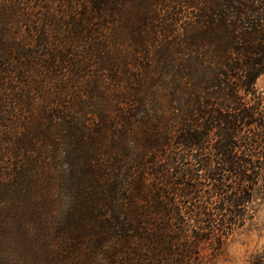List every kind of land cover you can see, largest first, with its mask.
<instances>
[{
    "label": "trees",
    "instance_id": "trees-1",
    "mask_svg": "<svg viewBox=\"0 0 264 264\" xmlns=\"http://www.w3.org/2000/svg\"><path fill=\"white\" fill-rule=\"evenodd\" d=\"M263 72L264 0H0V264H190L264 172Z\"/></svg>",
    "mask_w": 264,
    "mask_h": 264
},
{
    "label": "rangeland",
    "instance_id": "rangeland-1",
    "mask_svg": "<svg viewBox=\"0 0 264 264\" xmlns=\"http://www.w3.org/2000/svg\"><path fill=\"white\" fill-rule=\"evenodd\" d=\"M254 87L264 92V72L256 78ZM197 172L199 187L196 194L205 195L207 207L214 210L219 196L204 187L210 182L203 181V168ZM255 181L250 198L237 207L243 210V224L234 228L221 240L217 239V233L210 236L201 244L198 254L190 264H264V172ZM209 194H212L211 197ZM180 208L183 213L186 212L185 205ZM202 232L208 234L204 229Z\"/></svg>",
    "mask_w": 264,
    "mask_h": 264
}]
</instances>
